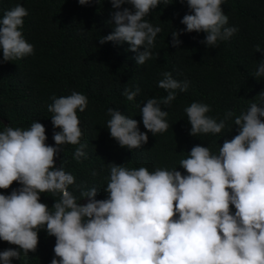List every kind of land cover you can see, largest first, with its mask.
<instances>
[{
  "label": "clouds",
  "instance_id": "1",
  "mask_svg": "<svg viewBox=\"0 0 264 264\" xmlns=\"http://www.w3.org/2000/svg\"><path fill=\"white\" fill-rule=\"evenodd\" d=\"M81 5L93 0H78ZM101 3V0H95ZM190 12L181 23L184 32L207 33L202 43L209 47L228 41L238 31L227 26L229 17L221 5L225 0H180ZM115 11L110 23L115 30L100 38V44L127 42L136 52L138 65L153 58L159 26L145 17L160 3L171 0H111ZM130 4L132 8L123 7ZM134 9V11H133ZM28 10L17 4L0 18V49L3 61H16L34 54L22 28ZM181 31L172 32V45L179 46ZM143 48V51L140 49ZM256 51H261L259 45ZM158 86L168 92L151 98L140 109L147 132L139 122L109 108L107 128L121 147L138 149L149 140L148 132L162 134L169 128L168 112L161 105L176 99L177 91L187 92L188 81L164 72ZM254 76H264V62ZM139 87L125 89L134 101ZM261 103L236 115L229 110L224 119L209 115L211 106L192 102L184 111L191 124L190 134H220L232 119L238 134L225 139L218 151L192 147L177 168H129L111 163L106 177L105 199H97L98 189L81 190L73 174L56 166L65 144L80 145L74 158L85 157L83 131L77 110L84 112L88 98L79 92L53 97L52 113L55 146L46 144L45 125L33 122L27 129L6 126L0 131V189L14 182L20 187L10 194L0 193V240L17 248L0 251V264H12L21 253L36 252L39 231L55 237L51 264H264V92ZM93 176L97 175L95 171ZM74 190H81L80 197ZM41 193L56 198L50 209L40 201ZM58 197V198H57ZM87 197L86 203H78ZM232 206L235 212L232 211Z\"/></svg>",
  "mask_w": 264,
  "mask_h": 264
},
{
  "label": "trees",
  "instance_id": "2",
  "mask_svg": "<svg viewBox=\"0 0 264 264\" xmlns=\"http://www.w3.org/2000/svg\"><path fill=\"white\" fill-rule=\"evenodd\" d=\"M171 2L160 3L145 17L162 30L152 49L153 58L138 65L137 53L129 50V43L100 44L102 36L115 30L114 23L109 22L115 11L111 0L101 3L93 0L87 5L78 0H0V18L17 4L28 10L22 32L34 46V54L8 62L3 61L0 49V115L8 121L6 125L0 119V131L9 125L27 129L39 121L46 128V144L55 146L53 134L60 129L54 128L53 114L48 111L53 97L68 96L74 91L84 94L88 107L84 112L77 110V114L86 156L75 159V150L80 145L65 144L60 146L56 166L62 165L73 174L76 183L83 186L81 190L96 187L97 199L107 198L105 178L110 174L111 163L129 168L145 166L150 171L175 167L186 175L179 162L188 157L192 147L202 145L217 152L225 139L238 134V126L230 119L220 134L193 136L184 109L192 102L208 104L211 111L207 115L219 122L229 110L239 115L251 103H261L259 94L264 92V76L256 78L254 74L264 62V0H225L221 7L229 17L227 26L238 31L216 47L202 43L207 33L182 31L186 26L181 20L190 9L186 2ZM123 7L132 8L127 3ZM174 31H181L182 43L178 47L171 43ZM257 45L261 51H256ZM164 72L189 82L187 92L176 90V99L169 105H161L168 112L165 118L168 130L157 135L148 132L149 140L141 148L121 147L107 128L111 118L108 109L136 119L140 131L147 132L140 109L148 99L159 100L168 95L158 86ZM137 87L140 92L135 100H127L125 89L134 91ZM93 171L97 175L93 176ZM18 187L14 182L7 190L0 189V193L7 195ZM81 190H74V195L80 197ZM40 201L51 209L56 198L41 193ZM232 211L235 212L234 206ZM38 235L36 252L26 256L21 253L19 259L13 258L12 264H51L55 237L49 236L45 229ZM8 248L17 246L0 240V251Z\"/></svg>",
  "mask_w": 264,
  "mask_h": 264
},
{
  "label": "water",
  "instance_id": "3",
  "mask_svg": "<svg viewBox=\"0 0 264 264\" xmlns=\"http://www.w3.org/2000/svg\"><path fill=\"white\" fill-rule=\"evenodd\" d=\"M0 119L3 120V122H4L6 125L8 124V121L5 120V119H3V118L1 117V115H0ZM56 161H57V160H56ZM87 200H88V198L85 197V198H83L79 203H86Z\"/></svg>",
  "mask_w": 264,
  "mask_h": 264
}]
</instances>
